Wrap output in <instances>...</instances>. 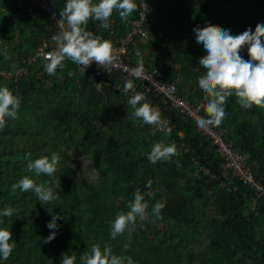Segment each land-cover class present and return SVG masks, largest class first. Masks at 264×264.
I'll return each instance as SVG.
<instances>
[{"label":"trees","instance_id":"16d2710c","mask_svg":"<svg viewBox=\"0 0 264 264\" xmlns=\"http://www.w3.org/2000/svg\"><path fill=\"white\" fill-rule=\"evenodd\" d=\"M145 1L148 40L137 37L126 62L138 66L142 59L165 83L179 79V94L192 103H207L198 84L206 71L199 60L207 53L196 42L194 27L211 23L235 36L264 24V0ZM55 3L60 13L67 0ZM135 3L137 10L127 20L114 10L109 28L90 20L87 30L114 44L137 18L141 0ZM57 33L48 18L30 14L20 0H0V87L22 97L17 117L8 119L0 132V211L15 209L11 217L0 216V228L12 232L10 243L16 244L0 264H60L65 253L80 264V257L97 243L130 256L134 264H264V198L227 178L224 160L193 120L152 94L146 102L160 111L171 132L166 135L160 127L131 118L130 97L113 87L118 73L109 85L99 86L91 67L82 69L70 60L53 76L44 69L45 58H38L15 81L24 60L35 57ZM240 54L250 59L247 46ZM69 71L75 74L69 76ZM237 100L235 95L226 100L225 118L211 127L228 129L227 141L264 184V107L245 109ZM161 141L175 143L179 155L153 164L148 154ZM53 152L61 157L55 174L33 178L60 181L58 198L43 204L31 191L13 195L11 186L32 176L25 154L35 160ZM83 158L87 169L72 170L70 162ZM149 181L151 188L146 187ZM137 190L149 204L147 218H138L113 240L111 222L117 213L130 210ZM157 202H165L159 218L151 214ZM54 215L61 217L56 238L44 243L56 231L47 227Z\"/></svg>","mask_w":264,"mask_h":264},{"label":"clouds","instance_id":"9594fccd","mask_svg":"<svg viewBox=\"0 0 264 264\" xmlns=\"http://www.w3.org/2000/svg\"><path fill=\"white\" fill-rule=\"evenodd\" d=\"M118 12L122 20L137 10L135 0H67L65 7L60 11L57 21L59 32L52 36L55 43L54 50L45 56V71L49 75H56L58 70H63L65 61L70 60L78 67L87 69L93 62L97 65H104L107 68L113 63L112 45L108 40L94 35L87 30L90 20L100 22V26L107 29L110 27L109 18L113 11ZM196 42L203 45L207 55L199 60V66L205 69V73L199 77V88L204 93L206 100L205 110L207 119L197 121L201 129L207 126H219L226 116L225 102L235 95L237 102L245 109L253 105L264 107V24L258 23L255 31L248 28L239 35H232L230 30L223 29L215 24L209 23L205 27L196 26L193 29ZM247 46L249 60H245L241 50ZM7 56V49L3 50ZM145 69L142 59L138 66L133 68L130 76L139 79L144 75ZM75 73L68 72L69 76ZM134 88L133 79H128L122 88L123 94H128ZM144 100L142 93L132 95L127 104L132 111L129 117L142 120L144 124L155 125L164 130L165 134L171 132V128L162 119L160 111ZM22 97L14 95L7 86L0 87V132L7 127L8 119H15L21 106ZM179 155L175 143L166 144L163 141L154 144L148 154V160L155 164L158 161H168L173 156ZM29 162L26 171L32 176L25 175L18 183L11 186L12 194L17 190L20 192H33L39 201L47 204L56 200L57 187L61 182H39L42 175L52 177L59 165L61 157L53 152L50 156L32 160L31 153L25 154ZM146 187L151 188V181ZM127 212H119L111 222L110 236L115 240L135 225L137 219H143L149 207L145 200V194L140 190L134 193V200L129 202ZM165 202H157L152 208V215L160 217ZM15 212L12 207H5L0 211V216L11 217ZM60 216L54 215L47 227L52 231L44 238V243H50L56 238L58 231L57 220ZM2 222V221H0ZM12 232L0 228V259L8 260L16 244L10 243ZM128 245H125L127 249ZM77 257L63 254L60 264H76ZM80 264H134L130 256H120L113 253L110 245L103 247L97 243L80 257Z\"/></svg>","mask_w":264,"mask_h":264},{"label":"built area","instance_id":"2783aa9c","mask_svg":"<svg viewBox=\"0 0 264 264\" xmlns=\"http://www.w3.org/2000/svg\"><path fill=\"white\" fill-rule=\"evenodd\" d=\"M55 1L56 0H20V2L26 4L30 14L42 16L46 19L48 18L52 22L54 28L59 32L60 29L59 25H57V21L61 19V17L60 13L57 11ZM148 14L149 5L145 0H141L138 16L130 24L131 29L112 44L111 54L113 63L107 68H105L104 65H97L95 62L89 66L96 72L97 77L100 78L99 86L109 85L112 77L118 73L120 75V80L113 85L115 90L121 91L124 83L128 79H133L134 88L127 94L129 97L135 93H142L144 97L142 103L147 101L149 94L162 98L177 113L193 120L200 133L216 148L217 153L224 160L227 178L230 177V181H237L254 189L257 197L263 199L264 184L256 180L255 174L251 167L245 162L243 154L237 151L233 145L227 141L228 129H215L211 126H207L203 129L198 127V120L202 118L207 119L204 102L192 103L186 100L179 94V79L171 83H165L158 77V70L156 68L149 69L143 65L145 72L142 78L136 79L130 76L131 70L136 68L137 65L127 63L126 58L131 45H136L138 41L137 37H140L139 40L143 41V43L147 42L148 32L145 28V24L148 20ZM54 48L55 43L53 41L50 42L45 40L43 45L38 48L35 57L24 60L23 65L14 74L15 81H18L23 74L28 72L29 67L34 61L38 58H45L47 53L54 50ZM135 54L140 55V52L136 51Z\"/></svg>","mask_w":264,"mask_h":264},{"label":"rangeland","instance_id":"374dc122","mask_svg":"<svg viewBox=\"0 0 264 264\" xmlns=\"http://www.w3.org/2000/svg\"><path fill=\"white\" fill-rule=\"evenodd\" d=\"M88 164H89V162L85 158H83L82 160H77V162L76 161H71L70 162V167H71L72 170H75L76 167L79 166V167L84 168L86 170ZM86 175L90 177V173L87 172ZM145 218H147V216H145L143 219H145Z\"/></svg>","mask_w":264,"mask_h":264}]
</instances>
